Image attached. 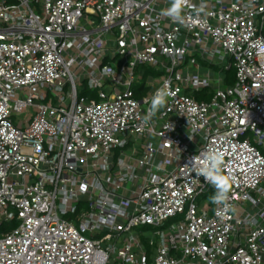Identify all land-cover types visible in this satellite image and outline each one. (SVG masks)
<instances>
[{
  "label": "built area",
  "instance_id": "built-area-1",
  "mask_svg": "<svg viewBox=\"0 0 264 264\" xmlns=\"http://www.w3.org/2000/svg\"><path fill=\"white\" fill-rule=\"evenodd\" d=\"M177 2L0 0V264H264V0Z\"/></svg>",
  "mask_w": 264,
  "mask_h": 264
},
{
  "label": "rangeland",
  "instance_id": "rangeland-1",
  "mask_svg": "<svg viewBox=\"0 0 264 264\" xmlns=\"http://www.w3.org/2000/svg\"><path fill=\"white\" fill-rule=\"evenodd\" d=\"M115 32H117V29L115 30ZM111 36H112V34L109 33L107 37H111ZM223 55L226 57L225 60L220 61V59L218 57H216L215 65H209L207 63H203V65H202L203 70L201 71V73H203L204 71L210 72L212 75L213 84H220L223 88H225L227 84H231V83L235 82L236 71H235V69H228L226 67L232 62L230 55L229 54L226 55L225 53ZM196 59L199 62H201V56L200 55H197ZM165 61L167 63H169L168 59H165ZM221 63H223V64H221ZM188 64H189V68H191L190 70L192 72H197V69L195 67H192L190 62H188ZM184 69H185V71L188 70V68L187 69L184 68ZM137 74L142 76V78L139 79V81L137 82V85H136V88L138 89V87L139 88L143 87L144 83L147 82V80H149L151 76L161 75V74H163V71H161V69L158 67H150L149 65H141L137 69ZM222 77H226L227 79L225 81L218 82V79L222 78ZM229 77H232L233 81L231 79H229ZM211 91H212V88L209 89L207 92H211ZM79 93L81 96H85V95L90 96V91H89L88 86L80 87ZM140 142L141 141L137 142L134 148L139 147L141 144ZM212 197H213V193H209V194L205 195L203 197V199L204 200H211ZM180 218H182V216H180ZM75 221H76V224L79 225V222L76 219H75ZM173 222H175V219H171V220L167 221L166 224L170 226ZM12 223H17V222L15 221V222L8 223L10 227L14 226V224H12ZM2 230H5V225H0V234H1ZM150 230H151V227H139L136 229L137 232H140L143 235L144 239L146 238V236L152 234V231H150ZM85 234L87 236L91 237V234L89 231H87Z\"/></svg>",
  "mask_w": 264,
  "mask_h": 264
},
{
  "label": "clouds",
  "instance_id": "clouds-1",
  "mask_svg": "<svg viewBox=\"0 0 264 264\" xmlns=\"http://www.w3.org/2000/svg\"><path fill=\"white\" fill-rule=\"evenodd\" d=\"M181 9L180 5L178 4L177 0H173L172 7L165 13L172 16H179ZM166 101V93L163 89L157 90L156 94L152 98V104L149 109L150 113L153 115L164 106ZM219 159V154H214L213 157L209 158V163L211 164H217V161ZM217 174L219 173V167L217 166L215 169H210ZM202 175H205L206 179H212L215 185L217 186V193L211 198L212 201L216 204H223V211H227L229 208V205L227 204L228 200V182L226 180H214L213 177L208 176V172L204 171L201 173ZM221 213H218V215H221Z\"/></svg>",
  "mask_w": 264,
  "mask_h": 264
},
{
  "label": "trees",
  "instance_id": "trees-1",
  "mask_svg": "<svg viewBox=\"0 0 264 264\" xmlns=\"http://www.w3.org/2000/svg\"><path fill=\"white\" fill-rule=\"evenodd\" d=\"M229 79H231V80L233 81V78H232V77H229ZM209 96H210V93L207 92V91H204V92H201V93L195 94V97L198 98V99H202V98H204V97H209ZM12 224H14V226L16 225V223H12ZM12 224H11V225H12ZM8 227H10L9 224H8V225L5 224V229H7Z\"/></svg>",
  "mask_w": 264,
  "mask_h": 264
}]
</instances>
